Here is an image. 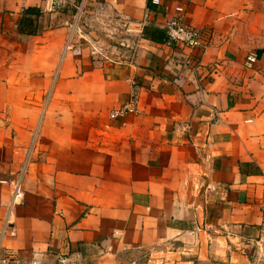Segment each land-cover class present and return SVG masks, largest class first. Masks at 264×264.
<instances>
[{"label": "crops", "instance_id": "0c3cea01", "mask_svg": "<svg viewBox=\"0 0 264 264\" xmlns=\"http://www.w3.org/2000/svg\"><path fill=\"white\" fill-rule=\"evenodd\" d=\"M146 3L102 0V20L160 29L179 6L201 46L108 28L123 49L92 56L73 0H0V264H264V0Z\"/></svg>", "mask_w": 264, "mask_h": 264}, {"label": "built area", "instance_id": "2783aa9c", "mask_svg": "<svg viewBox=\"0 0 264 264\" xmlns=\"http://www.w3.org/2000/svg\"><path fill=\"white\" fill-rule=\"evenodd\" d=\"M48 1L51 10H57L62 5V0H44ZM150 4L159 10L161 3L160 0H149ZM78 13H80V7L74 8ZM152 13V12H150ZM183 9L179 6L174 7L173 15L167 18L160 26V29L164 30L166 44H181L188 48H196L201 46V36L202 30L198 28H192L183 23ZM154 14V13H152ZM109 22L115 25V28L122 29L126 34H132L134 31L137 32L139 29H143L146 23H141L138 25H131L129 21L123 16H115L109 19ZM74 30L76 33L80 34V29L75 26ZM142 31V30H141ZM140 33V30L138 31ZM92 56L99 55L96 50H91ZM257 60V55L254 51H248L243 57V66L245 68H251ZM136 112V100L133 96L118 106L108 112L107 117L109 120H115L118 118H123L127 115H133ZM28 159V154H27ZM26 158L23 166L17 171L16 176L9 181V186L11 187L10 197L7 204L8 213L16 208L23 205V191H22V176L25 172ZM5 183V182H1ZM11 226L8 219H5L3 229H7ZM260 226L264 229V210H262L260 215Z\"/></svg>", "mask_w": 264, "mask_h": 264}, {"label": "rangeland", "instance_id": "374dc122", "mask_svg": "<svg viewBox=\"0 0 264 264\" xmlns=\"http://www.w3.org/2000/svg\"><path fill=\"white\" fill-rule=\"evenodd\" d=\"M101 3L102 0H79L78 3L73 1L74 6L81 9L80 13L75 9L70 10V23L73 28L77 26L80 29V34L77 33L80 37L76 35V44L85 45L90 51L96 50L99 54L108 52L115 57L114 52L123 47L119 45L121 42L114 36L115 33L106 32L108 28L114 32H117V29L113 25H108V28L105 25L100 10ZM142 261L143 264H148L149 260Z\"/></svg>", "mask_w": 264, "mask_h": 264}, {"label": "trees", "instance_id": "16d2710c", "mask_svg": "<svg viewBox=\"0 0 264 264\" xmlns=\"http://www.w3.org/2000/svg\"><path fill=\"white\" fill-rule=\"evenodd\" d=\"M78 3L79 0H73ZM146 8L148 11L156 14L157 8L152 6L147 0ZM41 16L38 8L28 7L22 10L20 18L16 24V32L21 35L34 36L39 33L37 20ZM141 37L154 43H166L164 30L159 29L152 24H147L141 31ZM170 45V44H169Z\"/></svg>", "mask_w": 264, "mask_h": 264}]
</instances>
